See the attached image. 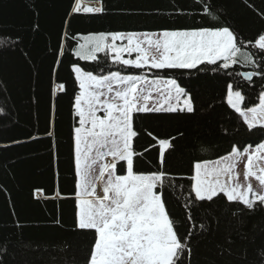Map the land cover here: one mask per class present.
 <instances>
[{
  "label": "trees",
  "instance_id": "16d2710c",
  "mask_svg": "<svg viewBox=\"0 0 264 264\" xmlns=\"http://www.w3.org/2000/svg\"><path fill=\"white\" fill-rule=\"evenodd\" d=\"M82 1L96 3V0ZM249 2L258 9L264 8L262 0ZM72 5L73 0H0V37H19V43L0 47V109L4 112L0 115V246L9 249L15 264H83L92 243L91 235L71 228V200L33 195L37 188L47 195L54 194L57 187L65 195L72 193L69 132L73 123L70 101L74 82L69 64L75 58L66 53L58 74L53 76L52 71L55 50L64 32L71 37L112 31L215 29L224 24L236 31L243 44L237 63L228 69L233 74L227 75L222 70L194 73L192 77L178 76L194 90L196 113L179 117L150 116L144 120L143 128L161 137L178 136L175 151L166 157L165 168L178 179L165 189V199L171 216L179 221L178 234L185 237L190 228L195 233L191 238V264H242L245 254L254 264L256 252L264 248V208L258 205L255 211H248L241 204H228L217 198L192 206L189 211L184 197L190 183L187 177L194 146H197V154L217 159L233 143L241 147L254 146L264 140L259 128L248 132L242 119L225 102L226 85L233 83L245 96L242 108L258 103L264 78L258 75L251 81L242 78L243 72L259 71L245 63L242 54L255 53L257 63L264 62L260 54L249 47V41L254 43V38H258L264 21L247 9L242 0H203V3L196 0H103V14L70 15ZM205 5L212 6V15L218 16L217 20L204 14ZM176 10L182 11L177 14ZM36 23L39 30L33 32ZM72 46L73 40L69 39L66 47L71 49ZM79 63L94 73L104 69L95 62ZM113 67L115 70L117 66ZM125 71L136 73L139 70ZM53 82L66 83L67 87V94L60 92L56 100L58 160L53 158L51 141L43 137L50 118ZM137 127L141 128L139 121ZM37 131L41 138L29 142L28 137ZM180 132L184 133L183 137H179ZM16 140L23 142L14 144ZM150 142L151 138L141 130L135 146L142 150ZM200 147H207L208 151L200 152ZM156 159L155 150L145 153L144 157L136 159L134 171H155ZM58 215L62 218L61 225L52 223ZM201 224L208 230L202 231Z\"/></svg>",
  "mask_w": 264,
  "mask_h": 264
},
{
  "label": "snow or ice",
  "instance_id": "6c2138e0",
  "mask_svg": "<svg viewBox=\"0 0 264 264\" xmlns=\"http://www.w3.org/2000/svg\"><path fill=\"white\" fill-rule=\"evenodd\" d=\"M242 4L264 21V8H256L249 0H242ZM176 11L179 14L182 10ZM203 11L212 20L218 19L212 15L211 5H205ZM81 12L103 14V0H96V6L83 9L81 0H73L69 14ZM32 30L38 31L39 24H34ZM69 39L73 40L71 49L66 47ZM17 43L19 37H0V47ZM241 47L236 31L224 24L215 29L112 31L71 37L67 32L62 34L52 71L53 76L58 74L66 53L75 58L69 64L74 82L70 101L73 123L69 132L72 193L65 195L57 187L54 194L47 195L37 188L33 195L73 202L72 230L92 236L83 264H191V238L195 233L190 228L187 236L178 234L179 221L171 216L165 199V189L178 179L165 170L166 157L175 151L178 136H158L143 128V124L150 116L179 117L196 113L194 90L178 76L192 77L194 73L222 70L232 75L228 69L237 63ZM249 47L264 61V26L254 43L249 41ZM242 55L245 63L259 68V71L243 73L244 79L251 81L257 75L264 78V62L257 63L255 53ZM79 61L101 64L107 71L100 69L94 73ZM113 66H117L115 70ZM126 69L139 71L128 73ZM196 79L200 77L197 75ZM226 89L225 102L242 119L247 131L259 128L264 134V86L257 96L258 103L243 108L242 92L233 83H227ZM60 92L67 94L66 83L53 82L50 118L43 133L51 141L55 160L59 155L56 100ZM3 114L0 109V115ZM137 121L141 128L137 127ZM141 130L151 138L142 150L135 146ZM183 135L179 133V137ZM40 138L37 131L28 141ZM22 142L13 141L14 144ZM153 150L157 152L156 170L134 171L136 159ZM199 151L207 152L208 148L200 147ZM240 163L244 164V180L254 177L258 189L251 183L241 185L236 171ZM188 171L190 183L184 203L189 211L192 206L217 198L228 204H241L248 211H255L258 205L264 208V140L254 146L233 143L217 159L197 154L194 146ZM52 223L61 225L62 218L58 215ZM200 227L202 231L208 230L204 224ZM0 264H15V257L9 255L6 246H0ZM242 264H251L246 254ZM254 264H264V248L256 252Z\"/></svg>",
  "mask_w": 264,
  "mask_h": 264
},
{
  "label": "rangeland",
  "instance_id": "374dc122",
  "mask_svg": "<svg viewBox=\"0 0 264 264\" xmlns=\"http://www.w3.org/2000/svg\"><path fill=\"white\" fill-rule=\"evenodd\" d=\"M91 6H96V4H92V3H84L81 1V8L83 9V7H91ZM243 163H240L238 168L236 169V171L238 172V169L239 171L240 170H244V167H243ZM239 182L241 183V185H245L246 183H251L253 188L254 189H258L259 188V185H258V181L255 180L253 177H250L249 178V181H245L244 180V176H243V173L239 172Z\"/></svg>",
  "mask_w": 264,
  "mask_h": 264
},
{
  "label": "crops",
  "instance_id": "0c3cea01",
  "mask_svg": "<svg viewBox=\"0 0 264 264\" xmlns=\"http://www.w3.org/2000/svg\"><path fill=\"white\" fill-rule=\"evenodd\" d=\"M82 1V0H81ZM82 2H84V1H82ZM84 3H92V2H84ZM92 4H96V3H92ZM80 43H83V40H80ZM243 167H244V165H243ZM239 172H241V173H243V171L242 170H240L239 171V169H238V173ZM97 174H98V172H97ZM254 178V177H253ZM255 179V178H254ZM256 180V179H255ZM102 191V190H101Z\"/></svg>",
  "mask_w": 264,
  "mask_h": 264
},
{
  "label": "water",
  "instance_id": "95a60500",
  "mask_svg": "<svg viewBox=\"0 0 264 264\" xmlns=\"http://www.w3.org/2000/svg\"><path fill=\"white\" fill-rule=\"evenodd\" d=\"M243 73H245V72H243ZM243 73H242V78L244 79V77H243ZM245 81H248V80H246V79H244Z\"/></svg>",
  "mask_w": 264,
  "mask_h": 264
}]
</instances>
